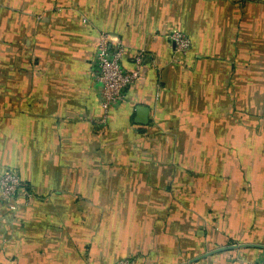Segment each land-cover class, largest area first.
<instances>
[{
    "label": "crops",
    "instance_id": "crops-1",
    "mask_svg": "<svg viewBox=\"0 0 264 264\" xmlns=\"http://www.w3.org/2000/svg\"><path fill=\"white\" fill-rule=\"evenodd\" d=\"M102 32L126 66L145 49L106 117ZM7 170L24 185L12 201L0 192V264L262 259L264 0H0ZM234 244L254 246L214 252Z\"/></svg>",
    "mask_w": 264,
    "mask_h": 264
},
{
    "label": "built area",
    "instance_id": "built-area-1",
    "mask_svg": "<svg viewBox=\"0 0 264 264\" xmlns=\"http://www.w3.org/2000/svg\"><path fill=\"white\" fill-rule=\"evenodd\" d=\"M94 56L96 79L100 83L101 106L108 113L125 99L127 91L142 77V65L145 49H140L132 58L131 66L123 63L124 46L118 38L107 32H102ZM169 39L175 52L187 54L191 50L190 38L180 30L169 34ZM115 44L110 48V44ZM19 174L7 170L0 172V192L4 200L12 201L23 187ZM28 199L32 194L26 193ZM11 205V209H15ZM118 264H134L132 259H122ZM252 264H264V257Z\"/></svg>",
    "mask_w": 264,
    "mask_h": 264
},
{
    "label": "water",
    "instance_id": "water-1",
    "mask_svg": "<svg viewBox=\"0 0 264 264\" xmlns=\"http://www.w3.org/2000/svg\"><path fill=\"white\" fill-rule=\"evenodd\" d=\"M147 112H148V110L146 108H138V113H139V119L137 120L138 123L146 124L148 122ZM246 246H254V244L253 245L252 244H240V245L234 244V245H231V246H228V247L219 248V249L215 250L214 252L222 251V250H225V249L242 248V247H246ZM259 247H263L264 248V246H259Z\"/></svg>",
    "mask_w": 264,
    "mask_h": 264
},
{
    "label": "trees",
    "instance_id": "trees-1",
    "mask_svg": "<svg viewBox=\"0 0 264 264\" xmlns=\"http://www.w3.org/2000/svg\"><path fill=\"white\" fill-rule=\"evenodd\" d=\"M21 191V189L18 191V193L17 194H19V192ZM26 194V193H25ZM17 196V195H16Z\"/></svg>",
    "mask_w": 264,
    "mask_h": 264
}]
</instances>
